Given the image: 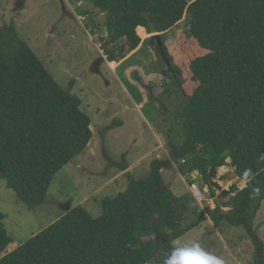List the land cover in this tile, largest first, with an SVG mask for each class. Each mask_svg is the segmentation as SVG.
Instances as JSON below:
<instances>
[{"label": "trees", "instance_id": "trees-1", "mask_svg": "<svg viewBox=\"0 0 264 264\" xmlns=\"http://www.w3.org/2000/svg\"><path fill=\"white\" fill-rule=\"evenodd\" d=\"M74 1L107 13L102 47L111 62L140 47L144 27L161 34L154 47L167 65L164 73L186 97L178 108L186 139L180 145L170 140L169 157L153 159L146 178L131 177L125 191L105 198L101 216L71 205L0 264H148L207 219L202 213L199 221L182 226L191 209L188 199L172 191L163 170L177 165L184 175L199 171L209 185V174L216 178L229 158L238 177L251 170L254 178L244 189L231 186L235 194L224 206L232 211L217 204L213 221L246 226L261 249L255 264H264V241L253 227L264 201V162L258 160L264 153V0ZM183 20L188 27L179 48L169 45ZM18 35L13 26L0 30V177L36 209L46 202L56 175L88 149L94 134L82 100ZM148 87L150 102L164 106ZM106 157L121 171L129 168L126 159ZM253 187L261 189L260 196L250 195ZM211 194L216 196L212 187ZM5 219L0 211V253L14 242Z\"/></svg>", "mask_w": 264, "mask_h": 264}, {"label": "rangeland", "instance_id": "rangeland-1", "mask_svg": "<svg viewBox=\"0 0 264 264\" xmlns=\"http://www.w3.org/2000/svg\"><path fill=\"white\" fill-rule=\"evenodd\" d=\"M107 18V13L88 1L0 0V30L13 26L18 36L44 60L57 81L82 100L81 108L91 117L94 134L88 149L56 175L46 202L36 209L21 201L0 177V211L6 215L5 224L14 241L0 253V258L64 215L69 205H82L93 217L101 216L105 198L125 191L131 177L146 178L153 159L167 157L168 151L170 155V140L177 145L185 142L184 120L178 108L184 106L186 97L178 82L164 73L167 65L157 54L154 43H145L152 35L146 32L147 29L143 34L138 30L144 39L137 50L127 53L118 64L111 63L112 67H117L115 70L105 61L101 74L92 72V66L102 57L99 46L107 37ZM187 27L183 20L169 37L168 44L173 43L179 48V40ZM127 67H134L133 72H127ZM136 73L143 78V91L142 81L135 78ZM72 81H75L73 88ZM148 86H153L152 94L162 98L164 106L155 100L146 102L144 110L139 107L138 103H144L143 94L151 100ZM145 114L152 126L146 122ZM159 127H165V131ZM106 156L117 163L126 159L130 166L120 171L117 166L110 165ZM228 162L220 167L216 177L224 189L215 190V197L210 190L202 203L189 187L193 176L184 177L175 171L165 173V182L170 185L172 179L174 183L173 192L188 199L191 209L183 227L200 220L205 202L212 204L214 201L223 204L224 212L232 211L224 203L235 194L231 192V186H240L241 182L235 167L230 164L232 159ZM225 195L229 197L225 198ZM212 208H215L214 204ZM205 221L210 222V218ZM205 221L175 240L173 247L195 241L201 244L200 247L204 246L203 251L222 259L224 264H255L260 249L246 226L221 220L217 224L214 222L215 230L213 226L205 225ZM253 227L264 241V202ZM176 241L180 243L176 244ZM167 256L168 252L160 251L148 264H164Z\"/></svg>", "mask_w": 264, "mask_h": 264}, {"label": "clouds", "instance_id": "clouds-1", "mask_svg": "<svg viewBox=\"0 0 264 264\" xmlns=\"http://www.w3.org/2000/svg\"><path fill=\"white\" fill-rule=\"evenodd\" d=\"M85 19H86V17H85ZM154 34L155 33H153L150 36V38H152V36ZM151 42H152V39H151ZM102 45L103 44H101L102 56L105 58V61L111 62V61L108 60V55L106 54L104 48H102ZM157 54H158V52H157ZM112 62H118V61H112ZM101 73H102V71H101ZM258 160L261 161V162H264V153H262L258 157ZM197 177H200V176L198 175ZM197 177H194V179H193L194 183H197ZM253 178L254 177L251 175V170H245L244 173H243V181H244V183H242L240 185L241 189H243V187L247 186V182H250ZM194 183H191V185H190L191 189H192V184H194ZM197 185H198V183H197ZM209 186H210V183H209ZM210 188H211V186H210ZM202 194H203L204 198L201 199V201L203 202L206 199V197H205L206 194H204L203 192H202ZM250 195L253 198L257 197V196H260L261 195V189L259 187H253L252 192L250 193ZM206 203H208V202H206ZM201 207H202V205H201ZM202 209L204 210V213H205L204 203H203V208ZM179 243H180L179 241H176V244H179ZM164 264H224V261L222 259H219V258L213 256V255L207 254L205 251L202 250V248L200 247V245L197 242L190 241L188 244H185L184 246L173 247L169 251V254H168L167 258L164 260Z\"/></svg>", "mask_w": 264, "mask_h": 264}, {"label": "crops", "instance_id": "crops-1", "mask_svg": "<svg viewBox=\"0 0 264 264\" xmlns=\"http://www.w3.org/2000/svg\"><path fill=\"white\" fill-rule=\"evenodd\" d=\"M147 32V31H146ZM143 41V40H142ZM102 42L103 41H101V44H102ZM101 44H100V46L99 47H101ZM101 49V48H100ZM141 49V48H140ZM101 51H102V49H101ZM135 51V50H134ZM133 52V51H132ZM120 61H121V59H119ZM118 60V61H119ZM128 61H130V60H128ZM109 63V65H110V67L111 68H113L114 70L117 68V67H112L111 66V63L112 62H108ZM115 63H117V62H115ZM118 64V63H117ZM134 67H127V69H125L127 72H130V70H131V72H133V69ZM129 70V71H128ZM128 75L129 76H131L129 73H128ZM135 78L136 79H138V80H140V81H142V91H143V85H144V81H143V78L139 75V73H136L135 74ZM132 77V76H131ZM133 79V78H132ZM135 81V80H134ZM136 83V82H135ZM136 84H138V83H136ZM123 87H125V85H123ZM142 99H143V101H144V103L143 102H141V103H138V105H139V107L142 109V110H144V108L145 107H147L146 106V102L147 103H149L151 100L150 99H148V97L145 95V94H143V97H142ZM144 105V106H143ZM143 106V107H142ZM145 120H146V122H148L149 124L148 125H150V126H152V123L150 122V120H149V118L147 117V115L145 114ZM92 126V125H91ZM154 127V126H153ZM159 128H161V127H159ZM161 132V131H160ZM156 134V133H155ZM166 155H167V157H169V151L168 152H166ZM160 158H162V157H160ZM129 166H130V164H129ZM132 167V166H131ZM139 167H142V166H140L139 165ZM120 170V169H119ZM121 171V170H120ZM149 171H150V169H149ZM171 171H175V172H178L179 174H181L182 176H184V177H186V175H184V174H182V172H180L179 170H178V168H177V166L175 167H173V168H170V169H165V170H163V177H165V173L166 172H171ZM197 173H199V176L200 177H203L202 176V174L199 172V171H197V172H194L193 174H192V176L193 177H196L197 176ZM192 177V180L194 179ZM191 178V177H190ZM171 180V184H170V187H171V189H173V186H174V183L172 182V179H170ZM167 184H169V183H167ZM187 184L189 185V181L187 180ZM205 185H206V188L208 189V192L206 193V194H209L210 193V190H211V188H210V186L209 185H207V183L205 182ZM189 187H190V185H189ZM191 189V188H190ZM173 191V190H172ZM192 191V190H191ZM193 192V191H192ZM217 195V194H216ZM207 195H205V197H206ZM211 197V196H210ZM225 197V196H224ZM226 198V197H225ZM198 200V199H197ZM230 200H231V197H230ZM201 203H202V201L201 200H199ZM264 202V201H263ZM227 203H230V201L229 202H227ZM212 204H214L215 205V208L217 207V203L216 202H214V201H212ZM212 204L211 203H209V206H210V208L214 211L215 210V208H212ZM223 205V204H222ZM228 207H230V206H228ZM231 209H232V207H231ZM206 213V212H205ZM207 215V214H206ZM209 216L207 215V218H208ZM257 217V216H256ZM206 222V221H205ZM205 225H211V226H213V229H215V230H217V226H216V224L214 223V221H213V218H210V222H206V223H204ZM215 224V225H214ZM201 248H202V250H204V246H201ZM212 255V254H211ZM249 264H251V263H249Z\"/></svg>", "mask_w": 264, "mask_h": 264}, {"label": "water", "instance_id": "water-1", "mask_svg": "<svg viewBox=\"0 0 264 264\" xmlns=\"http://www.w3.org/2000/svg\"><path fill=\"white\" fill-rule=\"evenodd\" d=\"M145 29V28H144ZM158 40L159 41V44H161V34L160 33H156L152 36V43L154 42V40ZM105 61V58L102 56L100 57L95 63L94 65L92 66V72L93 73H96V74H100L101 73V66H102V63ZM199 175V173L197 174V176ZM196 176V177H197ZM238 180L242 183H244L243 179L242 178H238ZM197 183H198V186H199V189L204 193L206 194L208 192V189L206 188V185H205V179L203 177H197ZM209 183H210V186L212 188H214L215 190H223L224 189V186L222 184H220L218 181H216L213 173H210L209 174ZM240 184V185H241ZM239 189H241V187L238 185ZM246 187V186H245ZM243 187V189L245 188ZM225 197H229V195H225ZM230 201V200H229ZM228 201V202H229ZM71 208V205H69L67 207V210H70ZM204 209H205V212L206 214L209 216V218H213L214 216V212L213 210L210 208L209 206V203H204Z\"/></svg>", "mask_w": 264, "mask_h": 264}, {"label": "built area", "instance_id": "built-area-1", "mask_svg": "<svg viewBox=\"0 0 264 264\" xmlns=\"http://www.w3.org/2000/svg\"><path fill=\"white\" fill-rule=\"evenodd\" d=\"M82 19H85V17H82ZM191 190L193 191L196 198H201V199L204 198V196H203L202 192L200 191L197 183L192 184Z\"/></svg>", "mask_w": 264, "mask_h": 264}, {"label": "flooded vegetation", "instance_id": "flooded-vegetation-1", "mask_svg": "<svg viewBox=\"0 0 264 264\" xmlns=\"http://www.w3.org/2000/svg\"><path fill=\"white\" fill-rule=\"evenodd\" d=\"M155 42V41H154ZM261 249L259 250V253H260Z\"/></svg>", "mask_w": 264, "mask_h": 264}]
</instances>
